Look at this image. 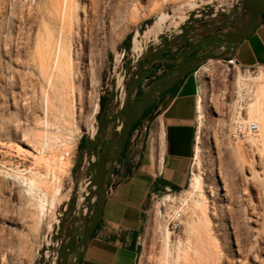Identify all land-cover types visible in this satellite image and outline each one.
I'll use <instances>...</instances> for the list:
<instances>
[{"label":"rangeland","instance_id":"374dc122","mask_svg":"<svg viewBox=\"0 0 264 264\" xmlns=\"http://www.w3.org/2000/svg\"><path fill=\"white\" fill-rule=\"evenodd\" d=\"M60 1L0 0V264H38L41 256L45 260V237L51 223V207L44 202L45 188L30 192L27 183L29 184L32 179H35L34 177L38 182L45 181L44 178L49 177L50 169L58 167V160L69 149L70 156L64 157L70 158V170L68 173H59L63 195L55 211L57 215L61 217L65 204L69 203L71 198H80L83 195L82 185L85 180L86 165H84V171L77 175H73L72 170L81 153V143L90 139L87 130L94 119L95 103L106 92H111L113 86L115 88L117 71H114V65L117 52L126 48L138 29L144 32L148 25L152 26L161 11L172 12L177 9L178 4L184 5L190 0H179L175 4H167L160 11L154 10V4L162 0ZM226 1L215 0L213 5H206L192 12V19L188 24L197 20L193 24V27L196 28L208 22L216 25L226 23L227 30L230 27L236 29L244 14V9L240 8L241 0H238L235 10H232L227 3L225 4ZM61 5L67 6V14L72 18V20L70 19L72 23H76L77 20L83 24L84 19L89 16L92 19L88 23L87 31L81 29L79 35L74 34L71 53L76 61L79 55L84 53V63L91 64V68L94 67L97 79L95 89L91 86L90 81L87 82V86L84 85L83 102L80 103L78 97L75 98L74 102L68 106L67 113L69 115L66 114L63 118L54 111L49 116L45 114L46 107L43 105L40 84L42 83L41 85L44 86L46 83L42 82L39 77L40 73L37 70L39 59L35 53L37 39L44 38L47 34L46 23L56 34L59 32L61 21L59 16L56 17V12L60 11ZM215 5H221L222 8L215 11L212 8ZM134 11L138 14L131 20ZM224 13L228 16L225 22H222L221 15ZM52 19H56V21ZM75 32H77V28ZM193 34L197 36L198 31ZM133 56L134 52L131 48L129 52H125V55L122 56V70L126 58L133 60ZM213 66L216 67L218 74L208 77L202 74L206 67L212 68ZM80 69L84 71L83 65L80 66ZM132 69L134 71V65H132ZM196 72L199 83L196 150L199 147L200 154L197 158L195 150L192 170L188 185L182 191V199L185 200L189 197L188 193L192 192V180L200 176L204 183L205 196L209 205V218L216 230L215 237L223 258L221 264H238V240H242L247 251L251 244H256L257 240L254 228L244 223L242 203L260 204L258 190L260 188L264 190V174L260 175L259 179L249 182V187L245 185L242 178L246 177L248 173L242 171L241 163L232 152L234 148L239 147L240 158L246 163L252 162V156L260 159L259 151L250 146L247 139L236 141L230 137L232 118L239 108L240 102L244 99L248 106V103L253 99L251 94L253 89L251 90V88L254 87V81H250V84L252 83L249 84L250 87L252 86L250 89H244L239 95L236 89V76L241 73L244 76L248 75L247 77L251 79H256L264 73V68L252 69L249 72H243V70L227 72L223 63L209 61L202 64ZM52 91H50V97L55 99L52 100L55 105L57 100L53 95L54 91ZM202 100L205 110L203 111L204 117L200 120L201 114L198 112V106ZM216 100L218 102L216 104L217 112L213 106V102ZM200 122H202L201 133H199ZM33 133L48 134L50 138L48 141L46 137V139L40 138L43 142L46 140L48 146L44 147L39 141L32 139L30 134ZM160 134L159 132L158 139ZM215 136L218 140L217 147ZM34 145L39 153L34 152L31 147H35ZM37 157H39V161H37ZM262 168H264V164ZM219 170L226 173L225 176L229 178V182L234 184L236 200L223 201L218 196L219 190L224 187V183L219 177ZM256 170L262 171L259 167H256ZM42 175L44 178L38 179ZM244 191H246L245 194ZM199 198V194L195 193L191 201H199ZM244 199L246 202L243 201ZM154 200V203L151 201L149 205V209L152 206L155 208L150 212L153 219L149 220L147 224L141 264H160L163 258L164 242L160 229H167V222L164 218V211H162L163 216L160 219V205L157 204L156 199ZM261 201L264 206V199ZM42 204L45 205L44 211L40 209ZM187 209L186 207L181 229L172 233L175 252L186 247L191 236L189 223L192 222V219L198 221L199 218V215L191 217L192 213ZM257 229L258 232L264 233L262 225L257 226ZM55 238L56 236L53 238L54 242H56ZM255 251L256 254L254 252L249 254L246 264H258V256L264 257L263 251L260 253ZM173 261H177L176 253L173 254Z\"/></svg>","mask_w":264,"mask_h":264},{"label":"bare ground","instance_id":"6f19581e","mask_svg":"<svg viewBox=\"0 0 264 264\" xmlns=\"http://www.w3.org/2000/svg\"><path fill=\"white\" fill-rule=\"evenodd\" d=\"M178 1L179 0H162L161 2L154 4V10L160 11L165 5L171 3L175 4ZM218 1L220 2V0ZM214 3L215 0H201V1L190 0L187 4L184 5L178 4L177 9L173 10L172 12L161 11L157 19L153 22L152 26L148 25L144 32H141L139 29L135 32L130 47L134 52L133 65L136 66L137 62L145 54V52L149 51L152 48L155 49L158 46H160L163 43L164 39L167 40L172 35H180L183 32V29L189 26L188 23L192 19V12L201 9L206 5H213ZM226 3L228 6H230L232 10H235L238 5V0H227L225 4ZM66 5L65 7L64 5H61L60 11L56 12L57 14L56 17L59 16L61 21V28L59 32L56 34L54 30L50 27V25L46 23L47 34L44 38L37 39L36 48H35L36 49L35 53L37 54L39 59L37 66L38 67L37 70H39L38 73H40L39 77L42 80V82L46 83V85L43 86L41 85L42 83L39 80V83H41L40 86H41L43 105H45L46 107V113L45 112L44 113L47 116H49L52 114V111H54L56 112L57 115H59L62 118L64 115L68 114L67 113L68 106L70 103L74 102L75 98L77 99L78 97L80 103L83 102L85 96L83 90L84 85L87 86V82L89 83L90 81L91 86L94 87L93 89H95L97 82L96 73L93 69L94 67L91 68L90 67L91 64L88 65L85 64L86 62L84 63L85 61L84 53H81L80 55L78 54L79 57L77 58V61L73 58L71 53V45L75 37L74 34L77 33L79 35V31L81 29L87 31L88 23H90L92 19L89 16L88 18L84 19L83 24H80L79 23L80 21L77 20L76 23L74 22L75 24L72 23L71 22L72 18H70V15L67 14ZM95 6L97 5L95 4ZM212 8H214L216 11V10H220L222 6L215 5L212 6ZM137 14L138 13L134 11L131 20H133ZM52 20L56 21V19L55 20L52 19ZM76 28H77V32H75ZM125 52L126 49L117 52L115 65H114L115 67L114 71L115 70L117 71L115 92H116V103H117L116 108L118 111L121 110L125 97L124 81H125L126 72L122 70V56L125 55ZM98 53L100 52L98 51ZM81 65H83L84 71H81L80 69ZM202 74L208 77L213 74H218V71L214 66L212 68L206 67L203 70ZM247 76L248 75L244 76L243 74L238 73V75L236 76V89L238 90V94L240 95L244 89H250L252 87V86L250 87V85L252 84V83L250 84V81H254L253 82L254 87L251 88V90L253 89L251 91L253 99L248 103L247 117L249 118L250 121L258 124L260 131L257 135L248 137L247 142L249 143L250 146L255 147L259 151L260 159L258 160L254 156H252L251 159L252 162L246 163L244 160L240 158L239 147L234 148L232 152L234 156H236L238 161L241 163L240 168L242 169V171H246L248 173L246 177L243 176L242 182L249 187V182L259 179V176L264 174V168H262V165L264 164V73H262V75L256 79L253 78L251 79L250 77ZM12 78L14 79V75L12 76ZM77 83H79V85H77ZM51 90L54 91L52 92L57 100V104L55 105L54 103H52L54 102L52 100L55 99H52L53 97L52 98L50 97ZM216 104H218L217 100L213 102V106L216 108V112H217ZM204 110H205V106L202 100L200 101L198 106V112L201 114L199 118L200 120L203 119L204 117L203 116ZM100 112H101V105L99 98L93 108L94 119L92 121V124L87 130L90 139H93L97 133V126H98L97 116L100 114ZM252 117H254L255 119H253ZM233 120L234 118H232V121ZM199 124H200L199 133H201L202 122H200ZM120 130H121V123H119L116 128L117 133L120 132ZM30 135L33 137L32 139H36L37 141H39V143H41L42 146L44 147L48 146V142H46V140H44L45 142L40 140V138L46 137L48 141V139H50L48 134L37 135L33 133ZM214 139L216 141V147H217L218 144L217 137L215 136ZM198 140H200V137H198ZM34 146L35 147L31 146L34 152L39 153V150L36 148V145ZM69 151L70 150L68 149L60 157V159L57 162V166H58L57 168L50 169L48 178H44L43 175L38 178L40 180L44 178L45 181L42 180L41 182H38V180H36V177H34L35 179H32L29 184L27 183V185H29L30 192H34L35 189H40L42 187L45 188V191L43 190L45 192L44 202H46L47 205L51 207V213H52L51 223L48 226V234L45 237L46 238V243H45L46 249L44 253L45 264H52L54 262L56 256L54 248H57V246L59 245L58 241L54 242L53 240V238L58 234L57 227L59 226L60 223V217L57 215L55 211L58 208L60 198L63 195V189L61 185L62 180L61 177L59 176V173L61 172L68 173L70 170V164H71L70 158L66 159L64 157L67 155L70 156ZM199 154H200V148L198 147L196 150L197 158H199ZM37 161H39V157H37ZM256 167H259L263 172L257 171ZM219 173H220L219 177L222 179L224 183V187L219 190L218 196H220L223 201L229 202L232 199L234 200L235 199V192H234L235 188L233 187L234 184L232 185L229 182V178L225 176L226 173H222V171L220 170ZM260 179L262 178L260 177ZM89 184H90L89 181H83V185H82L83 193H87ZM191 189L192 192L188 193L189 197L183 200V202L186 204V207L188 208L187 210H189L190 213H192L191 217H193V215H199L198 221L195 220L193 221V219L192 222L190 221L191 223H189V230L191 236L188 239V243L186 247L183 250H178L177 252H175L173 248L172 232L168 229H164V230L160 229V232H162L163 242H164V253H163V258L160 261V264H178V263L179 264H221L222 263L221 260H223V258L221 255V251L219 249L218 241L215 237L216 230L213 227V222L209 218V214H208L209 205L207 202V198L205 196L204 183L200 176H197L192 180ZM245 192L246 191H244V194ZM195 193L199 194L200 197L199 201H191V198L194 196ZM258 197L260 199L259 202L260 204L258 205H253L252 203H242V209L245 216L244 223L247 226L254 228L257 240L255 245L251 244L248 251L244 248L245 245H243L242 240H238V250H237V253L239 254V257L237 259L238 264H246L249 254L253 252L254 254H256L255 250H257L258 253L263 251L264 254V233L258 232L257 229V226L259 225H262L264 227V206L261 201L262 199H264L263 188H260V190H258ZM245 200L246 199H244L243 201L246 202ZM83 201H84V197L80 196V198L78 199V205H77L78 208L82 207ZM44 204L40 206V209L42 211H44L45 209ZM84 210L86 211V207L84 208ZM237 229L239 230V227H237ZM174 253H176V259H177L176 262L173 261ZM258 262L260 264H264V257H261L259 255Z\"/></svg>","mask_w":264,"mask_h":264},{"label":"crops","instance_id":"0c3cea01","mask_svg":"<svg viewBox=\"0 0 264 264\" xmlns=\"http://www.w3.org/2000/svg\"><path fill=\"white\" fill-rule=\"evenodd\" d=\"M228 59H235L240 68H264V21L216 62ZM198 96L196 71L166 94L160 116L149 134L139 139L141 163L130 173L119 170L122 181L109 192L80 264H141L150 202L166 188L182 192L188 185L196 150Z\"/></svg>","mask_w":264,"mask_h":264},{"label":"water","instance_id":"95a60500","mask_svg":"<svg viewBox=\"0 0 264 264\" xmlns=\"http://www.w3.org/2000/svg\"><path fill=\"white\" fill-rule=\"evenodd\" d=\"M240 8L247 10L248 17V20L242 27V29L233 34H227L223 32L214 35L223 37V40L215 45L206 55L191 60L186 64L180 65L176 70L170 72L169 75H175L168 82L163 84V79H159L151 88V90L142 97L140 103L134 109H131V107L129 106L130 97L133 91L137 88L139 81L144 77L147 71L134 73L137 78L132 80L130 83V88L126 95L127 105L121 108L120 111L116 110L115 113L112 114L107 121V126L113 125L114 129H116L117 125L121 123L120 140L116 144L113 141L110 142L96 164H93L91 162H89L88 165L85 164V170H87L88 172L85 176L84 181H89V188L87 189V193H83L82 195L84 197V201L81 208L77 207L79 198L75 197L71 198L70 203H66L62 210L60 223L57 227L58 234L55 238V241H58L59 245L57 246V248H55L56 256L52 264H69V260L73 256H77L79 258V261H81V258L87 250L88 244L93 236L94 231L96 230L98 224L101 222L107 196L109 192L111 190H114L117 186L112 185L110 188H107V185L111 180H107V175L109 173H112L113 167L109 171H106V168L109 164H112L113 166V163L121 154L123 147L129 138V132L135 120L145 111V108L150 102L153 101V98H157L165 90L171 89L178 81L185 78L188 73H190L192 70L197 69L202 64L209 61L220 60L223 56L227 55L230 52L231 46L240 44L241 42L247 40L254 33L259 22L264 21V15H262L264 13V0H241ZM221 16L222 22H225L228 15L224 13ZM196 21H193V23H191L187 28H184L183 32L180 35L172 36L167 40L164 39L163 43L160 46L155 49H150L144 55L152 53V63L156 59V57L167 48H177L184 45L185 43L193 40L196 37V35L193 34L195 31L206 29L208 27V24H211L210 22H208L201 27L194 28L193 24L196 23ZM221 28L224 31L227 30V24L225 23L221 25ZM214 36L210 38H213ZM210 38H207L205 41ZM201 43L202 42H199L191 50L185 52L182 57L184 58L192 50L200 47ZM131 44L132 39L126 45V52H129ZM223 48L225 49L224 53L215 54L216 51L221 52ZM172 61H176V59ZM139 62L140 60L137 62L136 66L139 64ZM132 65L133 60H131L130 58H126L125 65L123 66V70L126 71L125 77H128L132 72H134L132 69ZM156 85H159L157 89H155ZM103 101L104 96H101V111L103 108ZM113 104L117 105L114 86L112 88L111 95L103 115V120L97 126V133L95 137L93 139L87 140L86 145L83 148L79 159L72 170L73 175H76V170L80 166L83 159L85 157H91L95 152L97 142L100 139V135L102 134L103 130L107 128L104 126V122L106 121V116L110 110L111 105ZM99 117L100 114L97 116V120H99ZM123 119H125V122H123ZM148 134L149 131H147V135ZM90 171L95 172L94 175H91ZM76 191H78V189H76ZM85 207L86 211L84 210ZM38 264H45V260L42 258V256Z\"/></svg>","mask_w":264,"mask_h":264},{"label":"flooded vegetation","instance_id":"af4514ba","mask_svg":"<svg viewBox=\"0 0 264 264\" xmlns=\"http://www.w3.org/2000/svg\"><path fill=\"white\" fill-rule=\"evenodd\" d=\"M262 15H264V13ZM242 18L243 19L241 20L240 25L236 29L230 27L229 30H225V31L221 28V25H223V23L217 25L212 23L208 24V27L205 30H198V35L193 40H190L184 45L177 47L174 51H171L172 47L167 48L160 55H158L152 63H151V61L153 60L152 53L142 56L134 72H132L128 77H125V81H124L125 97L122 108L127 105L126 95L127 92L129 91L130 83L132 80L137 78L134 73L147 71L144 77L139 81L137 88L133 91L130 97L129 106L131 107V109H134L140 103L142 97L151 90V88L155 85V83L159 79L161 78L163 79L162 81L163 84L168 82L175 75V74L169 75L170 72L176 70L180 65L186 64L191 60L206 55L215 45H217L219 42L223 40V37L214 36V35L223 32L227 34H233L239 31L240 29H242V27L246 24L248 20L246 9H244V14L242 15ZM212 36L214 37L210 38ZM207 38L210 39L205 41ZM199 42H202L200 47H198L195 50H192L184 58L182 57V55L185 52L191 50ZM220 53L221 52L218 51L215 52V54H220ZM175 59L176 61H172ZM198 68L192 70L187 75L195 72L196 70H198ZM181 81L182 79L178 81L171 89L165 90L160 96H158L157 98H153V101L147 105L145 111L135 120L129 132V138L126 141L121 154L119 155L117 160L113 163V166L112 164H109L106 168V171H109L113 167L112 173H109L107 175V180L111 179L110 183L107 185V188L111 187L112 185H118L122 181L121 176H119L118 174L120 169L124 168L125 171L129 170L128 173H130L132 170H134L136 167L139 166V164L141 163V159L139 157L141 153V149H139V139L143 133L145 135L147 131H149L150 125L153 124L155 120L160 116L166 94L177 88L178 85L181 83ZM158 87L159 85H156L155 89H157ZM110 95L111 92H106V94L104 95L103 108L100 113L98 124L101 123L103 120V115L106 110ZM116 110H117L116 105L114 104L111 105L110 110L106 116V121L104 122V126L107 128L104 129L102 134L100 135V139L97 142V147L95 149V152L92 154L91 157L89 158L85 157L83 159L80 166L76 170V175L84 171L83 169L85 164L88 165L89 162L91 163L94 162L96 164L99 161L101 155L103 154L105 148L110 144V142L113 141L115 144L119 142L121 137V130L120 132L116 133V129L113 128V125L107 126L108 119L111 117L112 114L115 113ZM123 122H125V119H123ZM137 130H140V132L136 137L135 141L133 142V138ZM86 142L87 140H85V144L83 148L85 147ZM87 172H88L87 170L84 171L85 176ZM94 173L95 172L90 171L91 175H94ZM71 260L72 257L69 260V264H71Z\"/></svg>","mask_w":264,"mask_h":264},{"label":"built area","instance_id":"2783aa9c","mask_svg":"<svg viewBox=\"0 0 264 264\" xmlns=\"http://www.w3.org/2000/svg\"><path fill=\"white\" fill-rule=\"evenodd\" d=\"M220 63H223V67L227 72H230L231 70H243V72L250 71L249 69L240 68L237 65L235 59L220 61ZM247 107L246 101L243 99L239 104V108L235 111L233 117L234 120L232 121L230 128V137L233 140H245L250 136L257 135L260 131L258 124L250 121L247 117ZM139 132V130L136 131L133 142L135 141ZM154 199H156L157 204L160 205V219L163 216L162 211L165 212L164 218L167 222V229L172 233L178 232L182 227V220L186 210V204L182 199V192H176L170 188H166L161 195L156 196ZM154 201L155 200H152V203H154ZM154 208L155 206H152L149 209V220L153 219L150 215V212H152ZM71 264H80L79 258L77 256H73Z\"/></svg>","mask_w":264,"mask_h":264},{"label":"trees","instance_id":"16d2710c","mask_svg":"<svg viewBox=\"0 0 264 264\" xmlns=\"http://www.w3.org/2000/svg\"><path fill=\"white\" fill-rule=\"evenodd\" d=\"M84 144H85V142H82L80 146L83 148Z\"/></svg>","mask_w":264,"mask_h":264}]
</instances>
